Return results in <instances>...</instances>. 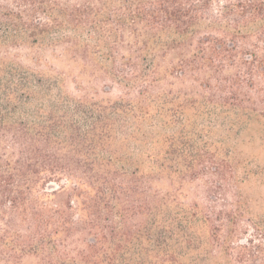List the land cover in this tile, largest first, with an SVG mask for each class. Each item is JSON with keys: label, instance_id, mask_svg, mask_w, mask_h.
<instances>
[{"label": "trees", "instance_id": "16d2710c", "mask_svg": "<svg viewBox=\"0 0 264 264\" xmlns=\"http://www.w3.org/2000/svg\"><path fill=\"white\" fill-rule=\"evenodd\" d=\"M34 49L91 63L120 96L68 95L17 63ZM226 62L239 73L222 79ZM168 76L198 86L159 90ZM260 105L264 0H0V261L264 264V229L233 248L238 213L157 187L236 178L212 123L233 129Z\"/></svg>", "mask_w": 264, "mask_h": 264}, {"label": "rangeland", "instance_id": "374dc122", "mask_svg": "<svg viewBox=\"0 0 264 264\" xmlns=\"http://www.w3.org/2000/svg\"><path fill=\"white\" fill-rule=\"evenodd\" d=\"M199 37H202V34ZM188 55L186 54V56ZM172 60L175 61L172 56L167 57L160 62L161 67H169ZM16 61L19 65L43 73L50 78L61 77L64 92L73 97H90L96 101L115 100L121 93L108 80L97 75L91 63L72 60L68 56H60L59 52L54 54L49 49H34L20 53ZM215 65L221 68L220 78L222 79H228L239 73V69L231 66L228 62ZM208 71L210 70H207V73L211 74ZM215 81L217 79L211 83L215 84ZM107 85L109 87H106ZM197 86L198 84L189 79L182 82L175 77L168 76L159 83L158 88L174 93L179 90L187 91ZM106 88H108L107 93L104 91ZM249 94L254 98L256 96L253 92H249ZM255 110L259 112L260 116L248 120L241 119L233 129L223 126L220 121L212 123V139L222 143V146L217 145L223 153L230 150L229 156L237 166L236 178L226 176L225 182L218 179L219 177L187 179L182 182L164 179L157 185L162 191L175 194L186 205L197 204L205 211H208L207 209L210 207H216L215 211L223 209L227 213L231 211L238 213L236 214L237 224L241 232L233 240L231 245L233 248L246 244L245 242L248 240H253L255 245H259L261 242L253 235L256 233L257 227L264 229V106H257ZM211 183L217 186L221 183L224 191L220 192L212 187L208 194L206 185ZM223 204L226 205L225 208H223ZM237 253L238 251L233 249L231 253L233 262L237 258ZM261 258L250 263L246 262V264H260ZM200 260L201 264H227V259L221 255L215 259L201 255ZM0 264L13 263L0 261ZM18 264L38 263L33 256H26Z\"/></svg>", "mask_w": 264, "mask_h": 264}]
</instances>
